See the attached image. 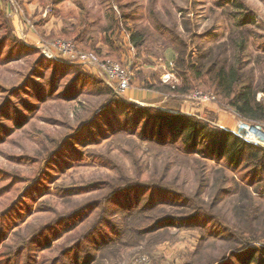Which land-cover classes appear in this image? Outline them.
Listing matches in <instances>:
<instances>
[{"label": "rangeland", "instance_id": "rangeland-1", "mask_svg": "<svg viewBox=\"0 0 264 264\" xmlns=\"http://www.w3.org/2000/svg\"><path fill=\"white\" fill-rule=\"evenodd\" d=\"M57 41L99 63L125 67L130 88L116 94L100 67L62 57L52 48ZM0 47V216L15 205L23 211L11 217L0 264L12 258L18 264L226 262L228 245L211 236L207 213L143 233V239L126 231L115 236L110 225L124 228L121 209L134 210L150 196L143 188L127 189L140 181L200 196L207 205L223 190L216 213H208L244 241L237 251L264 249L262 152L247 149L232 162L227 154L187 153L170 137L163 145L144 141L142 124L137 132L133 125V132L108 126V120L117 126L125 119L126 106L111 105L118 96L136 108L188 115L264 151L251 136L256 127L264 132V0H0ZM181 53L199 71L212 63L240 73L239 89L262 106L261 119L241 117L231 100L211 88L197 85L182 93L185 80L175 68ZM53 54L61 64L54 73L48 62ZM167 73L172 79L166 83ZM197 91L211 99H194ZM252 154L260 170L252 171ZM81 187L89 191L77 192ZM31 191L36 193L29 198ZM152 196L156 207L177 208L170 196ZM193 206L200 208L194 203L189 211ZM76 213L80 217L58 226Z\"/></svg>", "mask_w": 264, "mask_h": 264}, {"label": "trees", "instance_id": "trees-1", "mask_svg": "<svg viewBox=\"0 0 264 264\" xmlns=\"http://www.w3.org/2000/svg\"><path fill=\"white\" fill-rule=\"evenodd\" d=\"M0 50H2L1 47ZM15 52L16 50L12 52V57L18 55ZM179 56L180 57L178 58L177 56L175 57V68L176 73L185 80V86L183 91H181L182 93H188L192 91L197 85L204 86L205 88H211L217 93V95L231 100L236 112L239 113L241 117L255 122L261 119L263 114L259 112L263 110L262 106L255 102L254 97L249 96V90H245V88H242V90L239 89V85L243 78L240 76V73L234 72L233 70H228L226 66H219V68H217V64L212 63L210 67L202 65V69L199 71L195 65H190L188 62H185L184 58L182 57V53L179 54ZM48 62L52 66L53 73L57 71V67L61 66V64L56 63V61L53 60H49ZM64 69V67L60 68L59 71L61 72ZM121 100L122 99L118 98V96H115V100L111 105L114 104L116 107L126 106L124 109L125 119L123 123L120 122L117 126L108 120V126L112 129H117L119 131L132 129L131 126L133 125L134 132H137L138 127L142 124L140 137L144 141L148 140L156 142L157 139V142L160 145H163L161 143L164 141L167 143L169 140L167 141L166 138L170 137V141L173 143H177V141L180 140L183 150L187 153H200L202 155H207V157H222L227 154L226 156L229 157L232 162L236 160L239 161L240 157L245 151H247V149H250V151L255 149L259 152H262V155H264V151L260 149V147H254V145L251 146V144L247 143L240 137L231 134L230 132L217 131L211 128L208 124L196 120L188 115L172 114L151 107L136 108L135 106L125 105ZM111 110L112 109H110L109 112ZM201 144L204 145V148L199 149L198 147ZM256 156L257 155L252 154L250 161H248L249 164H252V171H255V169L260 170L263 167L261 164H259L258 160L252 158ZM201 175L203 182L206 180L203 171H201ZM140 182H142L143 185L137 184L136 186L134 185L127 189L132 190L135 188H143L149 192L150 196H147L143 204L134 210L129 208L121 209L125 210V212L120 215L124 218V228L119 229L117 224L110 225V227L115 232V236H123L121 231H126V234L130 233L137 237H141L143 233H158V231L161 232V230L163 231L167 227H171L180 223H191L200 217H206L207 213V217L211 218L214 223L211 236H216L217 239L220 238L222 242L224 241L228 245L230 257L228 255L229 258L225 263L230 262V264H233L234 260H237L239 264H264L263 248L246 247L243 251H237L236 248L238 249L240 245H243L244 241L240 240L241 238L238 237V234L235 233L232 228L223 225L216 215L208 213H216L215 211L221 201L223 190H219L218 194H214L212 196L210 205H207L203 200H201L200 196L190 198L186 197L184 194L178 195L174 192L165 191L162 188L155 186V184H152L150 181ZM76 191L81 193L89 190L81 187L80 190ZM198 191L202 192L203 190ZM151 192L155 193L156 195L164 194L172 197L174 202L171 203L174 204L173 206L177 205V208L174 210H167L162 207H156V202ZM34 193L36 192L31 191L29 198H32ZM194 203L198 204L200 208L193 206V210L189 211V208L192 207ZM114 204L115 203L113 202L108 204L105 212L106 214L110 213L111 206ZM18 206L19 205H15L14 207H11L9 211L6 212V214L4 212V214L0 216V246L6 241L8 237L12 222L11 217L17 214L20 215V212H23L18 208ZM207 206L209 211L206 210ZM78 217H80L78 213L70 216V218L64 217L62 220H60L58 226H62L64 223L70 222L71 220L77 219ZM253 219L254 217L252 215V219L249 222L251 227H254L255 224L253 223ZM147 221L148 223H146ZM70 228L71 227H68V229ZM254 241L258 242L259 240ZM105 250H103V252ZM73 252H75V249L72 250V253ZM210 258L212 260L206 262V264L220 263V259L212 257ZM3 263L18 264L17 260L14 258L11 260H4Z\"/></svg>", "mask_w": 264, "mask_h": 264}, {"label": "built area", "instance_id": "built-area-1", "mask_svg": "<svg viewBox=\"0 0 264 264\" xmlns=\"http://www.w3.org/2000/svg\"><path fill=\"white\" fill-rule=\"evenodd\" d=\"M52 48L56 50L62 57H70L75 59L78 57L82 62L86 65L95 66L93 68L97 69L101 68V73L106 80L107 84L116 92L118 95L124 94L130 88V74L129 70L125 67L121 66L118 63L107 60L106 62L99 63V60L96 56L91 53L87 54H79L75 47L69 42L65 41H57L53 44ZM57 54H53V56H49L51 60H58ZM98 66V67H97ZM99 69V68H98ZM172 79V74L167 73L163 76L164 82H168ZM194 99L196 100H210L211 96L208 94H204L203 92L197 91L194 94ZM254 142L261 144L264 146V132H262L258 127L253 129V134L251 135ZM263 142V143H262Z\"/></svg>", "mask_w": 264, "mask_h": 264}]
</instances>
